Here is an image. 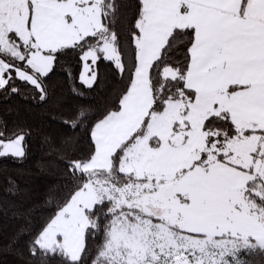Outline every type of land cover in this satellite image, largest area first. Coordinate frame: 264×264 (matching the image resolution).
Wrapping results in <instances>:
<instances>
[{
  "label": "snow or ice",
  "instance_id": "obj_1",
  "mask_svg": "<svg viewBox=\"0 0 264 264\" xmlns=\"http://www.w3.org/2000/svg\"><path fill=\"white\" fill-rule=\"evenodd\" d=\"M70 55L86 88L100 63L119 87L60 121L86 152L48 141L67 178L37 206L49 215L31 255L264 264V0H0V95L47 103ZM26 135L0 125V158H23Z\"/></svg>",
  "mask_w": 264,
  "mask_h": 264
},
{
  "label": "trees",
  "instance_id": "obj_2",
  "mask_svg": "<svg viewBox=\"0 0 264 264\" xmlns=\"http://www.w3.org/2000/svg\"><path fill=\"white\" fill-rule=\"evenodd\" d=\"M80 71L81 64L75 55L65 57L48 81L52 97L47 103L25 98L29 93L23 91L21 95H0V125L7 126L9 135L18 131L28 133L23 158H0V264H40L29 252V242L49 211L37 206L67 178L65 164L48 141L59 146L66 136H74L81 154L86 152V133H73L60 121L74 115L80 105L103 108L119 87V77L108 64H99L97 83L92 89L79 83ZM73 84L83 95L73 94ZM70 154L66 153L63 159ZM10 181L17 187L15 194H9Z\"/></svg>",
  "mask_w": 264,
  "mask_h": 264
}]
</instances>
